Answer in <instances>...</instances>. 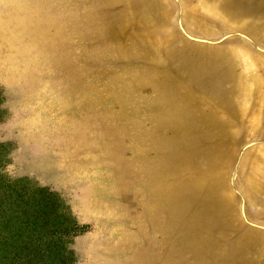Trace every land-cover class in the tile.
<instances>
[{"label":"rangeland","instance_id":"rangeland-1","mask_svg":"<svg viewBox=\"0 0 264 264\" xmlns=\"http://www.w3.org/2000/svg\"><path fill=\"white\" fill-rule=\"evenodd\" d=\"M0 180L70 264H264V0H0Z\"/></svg>","mask_w":264,"mask_h":264},{"label":"trees","instance_id":"trees-1","mask_svg":"<svg viewBox=\"0 0 264 264\" xmlns=\"http://www.w3.org/2000/svg\"><path fill=\"white\" fill-rule=\"evenodd\" d=\"M5 184L10 186L0 180V264H70L65 236L78 228L68 225L59 231L49 218L46 224L38 222V216H55L47 199L41 207L27 203L21 209L17 204L23 196Z\"/></svg>","mask_w":264,"mask_h":264}]
</instances>
